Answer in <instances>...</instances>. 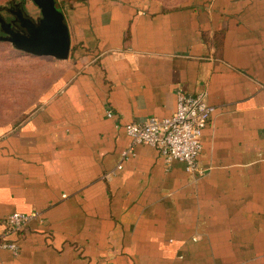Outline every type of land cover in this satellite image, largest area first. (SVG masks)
I'll return each instance as SVG.
<instances>
[{"label":"crops","instance_id":"0c3cea01","mask_svg":"<svg viewBox=\"0 0 264 264\" xmlns=\"http://www.w3.org/2000/svg\"><path fill=\"white\" fill-rule=\"evenodd\" d=\"M171 3L62 10L63 70L0 127V234L14 213L39 215L0 264H264V0ZM179 91L215 108L203 177L144 145L123 158L125 126L171 117Z\"/></svg>","mask_w":264,"mask_h":264},{"label":"built area","instance_id":"2783aa9c","mask_svg":"<svg viewBox=\"0 0 264 264\" xmlns=\"http://www.w3.org/2000/svg\"><path fill=\"white\" fill-rule=\"evenodd\" d=\"M214 111L215 108L207 102L206 94L191 95L179 91L176 111L171 117L151 118L143 124L132 123L125 126L132 143L123 153V158L128 159L133 155L135 146L144 145L158 149L168 165L179 161L185 164L188 173L198 177L205 176L207 172L201 167L199 157L203 150V131L210 123ZM108 116L112 117V114L109 113ZM122 168V165L117 167L118 170ZM106 177L110 179L111 174ZM34 219H39V215L14 213L3 219L0 249L17 255L20 247L10 238L25 231Z\"/></svg>","mask_w":264,"mask_h":264},{"label":"rangeland","instance_id":"374dc122","mask_svg":"<svg viewBox=\"0 0 264 264\" xmlns=\"http://www.w3.org/2000/svg\"><path fill=\"white\" fill-rule=\"evenodd\" d=\"M56 1L58 9L65 11L80 0ZM185 1L171 0V4ZM21 8L34 19L41 17L40 9L32 0H0V17L6 23L11 19L13 21V12ZM1 36L5 34L0 24ZM60 65L63 64L55 62L53 58L29 55L16 50L9 42L0 41V127L16 126L24 120L56 81V76L63 70Z\"/></svg>","mask_w":264,"mask_h":264},{"label":"water","instance_id":"95a60500","mask_svg":"<svg viewBox=\"0 0 264 264\" xmlns=\"http://www.w3.org/2000/svg\"><path fill=\"white\" fill-rule=\"evenodd\" d=\"M32 1L40 9L41 17L34 19L23 8L18 10L17 22H12L14 25L0 17L1 31L5 34L0 41L9 42L16 50L36 57L68 60L71 36L66 17L58 9L57 1Z\"/></svg>","mask_w":264,"mask_h":264},{"label":"flooded vegetation","instance_id":"af4514ba","mask_svg":"<svg viewBox=\"0 0 264 264\" xmlns=\"http://www.w3.org/2000/svg\"><path fill=\"white\" fill-rule=\"evenodd\" d=\"M16 15H17V12H13V14H12L13 21H11V20H12V19H11V20L8 21V22H9V23H10V22H15V23H16V22H17V17H16ZM8 22H7V23H8ZM10 24H11V23H10ZM12 24H13V23H12ZM13 25H14V24H13ZM17 27H18V26H17ZM19 27H20V26H19Z\"/></svg>","mask_w":264,"mask_h":264}]
</instances>
